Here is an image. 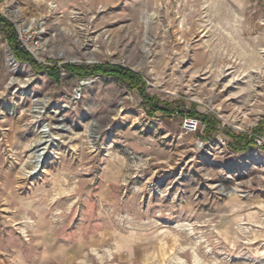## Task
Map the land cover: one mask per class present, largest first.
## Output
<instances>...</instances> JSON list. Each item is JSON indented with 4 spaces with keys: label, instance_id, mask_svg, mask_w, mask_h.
<instances>
[{
    "label": "rangeland",
    "instance_id": "obj_1",
    "mask_svg": "<svg viewBox=\"0 0 264 264\" xmlns=\"http://www.w3.org/2000/svg\"><path fill=\"white\" fill-rule=\"evenodd\" d=\"M0 16L42 67L0 31V264H264V0H0ZM94 65L144 94L72 69ZM42 123L59 138L33 172Z\"/></svg>",
    "mask_w": 264,
    "mask_h": 264
},
{
    "label": "trees",
    "instance_id": "obj_2",
    "mask_svg": "<svg viewBox=\"0 0 264 264\" xmlns=\"http://www.w3.org/2000/svg\"><path fill=\"white\" fill-rule=\"evenodd\" d=\"M11 30H12V26L10 25V23H8L2 16H0V31L4 32L7 35L9 43H10V47L15 57L22 62H27L36 68L39 67L42 69V67L36 65L34 60L30 57V55L23 48H21L18 43H16L15 38L13 36L11 37L9 36L8 33ZM72 69H77V70L80 69L79 70L80 72L85 71L87 75H91V76L100 75V76L107 77V78H110V77L115 78L125 83L127 87H129L130 89L139 87L141 94L142 95L144 94L143 87L140 84L141 83L140 77L132 71L124 72L120 70L119 68L115 66H111V65H94L90 69V71L87 70V67H81V68L72 67Z\"/></svg>",
    "mask_w": 264,
    "mask_h": 264
},
{
    "label": "bare ground",
    "instance_id": "obj_3",
    "mask_svg": "<svg viewBox=\"0 0 264 264\" xmlns=\"http://www.w3.org/2000/svg\"><path fill=\"white\" fill-rule=\"evenodd\" d=\"M35 101H38V100L35 99ZM40 108L41 107L36 106V110H39ZM51 112L55 113L56 111H51ZM63 127L64 126L58 122V124L56 126L57 130L61 132L63 130ZM57 138H59V137L52 133L51 127L49 125L44 124V123L41 124L40 128L37 130L36 140H34L30 144L31 154L33 155V159H32V164H33L32 171L33 172L37 169L38 166H40L42 159L44 158V155L47 153L48 147ZM39 146L41 147V149H40L41 154H38L36 151V148Z\"/></svg>",
    "mask_w": 264,
    "mask_h": 264
},
{
    "label": "built area",
    "instance_id": "obj_4",
    "mask_svg": "<svg viewBox=\"0 0 264 264\" xmlns=\"http://www.w3.org/2000/svg\"><path fill=\"white\" fill-rule=\"evenodd\" d=\"M18 33V37H19V40L22 42L23 46L33 55H35L36 51L39 49V46H35V47H32V45L27 42V39H28V35L26 34V30H18L17 31ZM37 55V53H36ZM75 95L76 97L80 96V91L79 90H76L75 91ZM185 127L187 129V131H190V132H193L197 129V120L196 119H187L186 122H185Z\"/></svg>",
    "mask_w": 264,
    "mask_h": 264
},
{
    "label": "water",
    "instance_id": "obj_5",
    "mask_svg": "<svg viewBox=\"0 0 264 264\" xmlns=\"http://www.w3.org/2000/svg\"><path fill=\"white\" fill-rule=\"evenodd\" d=\"M40 149H41V147H40V146L36 148V151H37V153H38V154H41V151H40ZM41 159H42V158H41Z\"/></svg>",
    "mask_w": 264,
    "mask_h": 264
},
{
    "label": "crops",
    "instance_id": "obj_6",
    "mask_svg": "<svg viewBox=\"0 0 264 264\" xmlns=\"http://www.w3.org/2000/svg\"><path fill=\"white\" fill-rule=\"evenodd\" d=\"M104 1H108V0H104ZM15 264V263H14Z\"/></svg>",
    "mask_w": 264,
    "mask_h": 264
}]
</instances>
